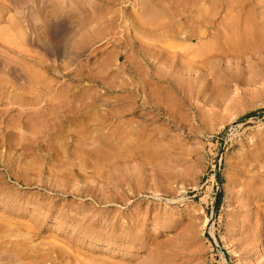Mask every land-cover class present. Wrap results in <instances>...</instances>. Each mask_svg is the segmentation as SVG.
<instances>
[{"label": "rangeland", "instance_id": "374dc122", "mask_svg": "<svg viewBox=\"0 0 264 264\" xmlns=\"http://www.w3.org/2000/svg\"><path fill=\"white\" fill-rule=\"evenodd\" d=\"M0 264H264V0H0Z\"/></svg>", "mask_w": 264, "mask_h": 264}]
</instances>
